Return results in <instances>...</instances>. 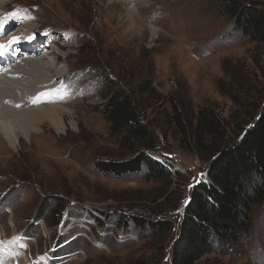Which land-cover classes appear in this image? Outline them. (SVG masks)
Wrapping results in <instances>:
<instances>
[{
    "label": "rangeland",
    "instance_id": "1",
    "mask_svg": "<svg viewBox=\"0 0 264 264\" xmlns=\"http://www.w3.org/2000/svg\"><path fill=\"white\" fill-rule=\"evenodd\" d=\"M137 1L0 0V5L9 3L0 27L19 17L31 22L30 27L16 23L17 33L7 39L34 36L29 45L26 38L20 44L37 41L40 52L49 53L46 64L63 78L56 92L63 91L71 104L41 126L28 122L30 111L25 117L14 112L23 138L12 130L15 146L0 141V248L14 244L18 257L4 263L172 264L187 202L194 187L209 180L210 164L182 135L165 127L170 110L158 104L145 115L147 124H155L158 142L148 155L170 177L151 181L143 175L117 179L101 174L97 162L130 158L106 120L111 97L136 98L139 86L149 80L168 96L184 82L196 111L210 107L230 120L237 110L231 92L244 104L255 98L259 111L264 109V44L235 32L232 20L219 12V1L143 0L144 10L128 18ZM157 3L159 8L149 11ZM160 3L176 10L164 13ZM65 36L73 39L71 44ZM238 124L235 131L229 129L232 140L246 130L244 119ZM55 197L65 204L58 225L47 222L53 218L50 212L37 219L43 204ZM136 219L169 221L173 228L155 236ZM251 223L252 236L241 247L219 249L198 264H264V206L253 209Z\"/></svg>",
    "mask_w": 264,
    "mask_h": 264
},
{
    "label": "trees",
    "instance_id": "2",
    "mask_svg": "<svg viewBox=\"0 0 264 264\" xmlns=\"http://www.w3.org/2000/svg\"><path fill=\"white\" fill-rule=\"evenodd\" d=\"M217 1L219 12L232 20L235 32L251 43L264 44V0ZM102 76L107 79V75ZM138 90L136 98L124 93L111 97L105 112L111 134L130 158L97 162V171L117 179L143 175L146 180L161 181L170 177V173L148 155L157 150L158 142L155 124H147L145 117L147 111L158 104L159 109L167 107L170 114L165 127L182 135L195 154L210 164L209 180L195 186L187 202L172 252V264H198L205 257L217 254L219 249L229 252L241 247L252 236L253 209L264 206V109L259 111L255 98L241 103L230 90L229 96L237 110L227 121L210 107L196 111L184 82H179L168 96L159 93L151 80L142 83ZM250 93V90L245 92V100ZM107 96L110 97V92ZM240 119L247 124L246 130L232 140L229 129H234L236 123L238 128ZM43 205V214L37 219H44L50 212L53 218H45L47 222L59 223L64 202L55 197ZM135 222L155 236L173 228L169 221L154 223L136 219Z\"/></svg>",
    "mask_w": 264,
    "mask_h": 264
},
{
    "label": "bare ground",
    "instance_id": "3",
    "mask_svg": "<svg viewBox=\"0 0 264 264\" xmlns=\"http://www.w3.org/2000/svg\"><path fill=\"white\" fill-rule=\"evenodd\" d=\"M175 2L177 3V0ZM8 4L9 3L0 5V16L5 12L4 9L7 8ZM145 4L146 3H144L143 0L135 2L134 6L136 5V7L133 6L135 9H132V11L129 9L128 11L126 10L127 17H132L133 12H140L144 10L143 8ZM160 4L162 5V3ZM152 6L153 5L151 4L149 8H152ZM162 7L164 13L168 11L173 13L175 9L173 4V8L170 4L168 6L162 5ZM140 8L142 9L140 10ZM158 8L159 4L157 3V6L155 8L153 7L149 11H153ZM18 20V22L10 20L8 25L5 24V26L0 27V45H6L3 49L5 55L0 56V64H2L0 65V141L6 140L10 143L11 147L15 146V141H13L10 136L11 132L13 130L15 133V131L20 128V123L16 120L18 118H15L13 114L15 115V113L19 112L23 117H25L26 112L30 111L32 115L28 117V122L33 126H41L45 121L48 123L50 120H55L57 113L63 114L65 110L60 107H70L71 105L70 102L65 99H68V97L64 95L63 91H60V93L56 92L57 83L63 78L56 73V69L54 70V68H51L52 65L48 66L46 64L50 62L48 58L49 53L44 56L45 53L43 55L40 52V48H42V46L37 41L33 42V46H28L29 42L33 39L29 38L34 36H31L30 34L18 36L16 38H18L19 43H12V41L7 39L9 34L17 33L15 28L16 23H21L25 27H30L31 22L26 20L25 17H19ZM4 35L6 37H4L2 41ZM65 37L67 44H71L70 41L72 42L73 39L69 36ZM24 38L27 39L26 43H28V47L20 44ZM52 47H57V44L54 43ZM23 52L25 53L24 58L21 56ZM17 53H19L18 56ZM4 56L8 58L6 61H4ZM56 68L58 72V66ZM64 76L66 75L63 74L62 77ZM78 98H76V100H78ZM65 116L68 115L65 114ZM15 134L18 136L17 139L23 138V133L16 131ZM10 244L0 248V264H13L12 262L4 263L3 261L6 258H11L12 261H16L18 259L16 255L17 252L15 253L16 250L14 248V244L12 246ZM8 248H11V250L9 251ZM24 260L26 259L24 258Z\"/></svg>",
    "mask_w": 264,
    "mask_h": 264
},
{
    "label": "snow or ice",
    "instance_id": "4",
    "mask_svg": "<svg viewBox=\"0 0 264 264\" xmlns=\"http://www.w3.org/2000/svg\"><path fill=\"white\" fill-rule=\"evenodd\" d=\"M44 35H47V33H43ZM32 38H34V37H30L29 39H32ZM19 41H18V38H13V41H12V43H18ZM6 47V45H0V56H3V55H5V53H4V51H3V49ZM203 175V174H202Z\"/></svg>",
    "mask_w": 264,
    "mask_h": 264
}]
</instances>
